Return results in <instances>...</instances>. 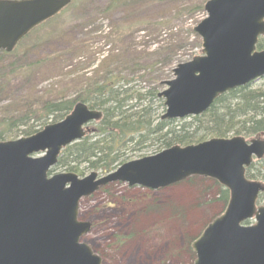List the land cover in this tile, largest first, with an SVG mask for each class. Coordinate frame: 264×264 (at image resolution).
<instances>
[{
  "label": "water",
  "instance_id": "95a60500",
  "mask_svg": "<svg viewBox=\"0 0 264 264\" xmlns=\"http://www.w3.org/2000/svg\"><path fill=\"white\" fill-rule=\"evenodd\" d=\"M70 0H0V50L10 52L31 29L64 9ZM207 17L193 31L200 55L173 69L164 99L163 120L199 115L227 91L264 76V0H207ZM101 113L83 103L60 122L29 137L0 142V264H102L80 242L90 228L77 219L78 203L106 183L159 189L192 176L227 189L223 213L192 242V264H264V205L255 201L264 185L245 178L252 157L261 159L264 138H211L174 145L122 164L98 178L70 172L47 176L60 151L80 140L84 126ZM43 153L41 157L33 155ZM254 220L249 226L241 223Z\"/></svg>",
  "mask_w": 264,
  "mask_h": 264
},
{
  "label": "rangeland",
  "instance_id": "374dc122",
  "mask_svg": "<svg viewBox=\"0 0 264 264\" xmlns=\"http://www.w3.org/2000/svg\"><path fill=\"white\" fill-rule=\"evenodd\" d=\"M112 1L77 0L74 6L71 1L58 15L35 30L27 43H34V34L38 32L45 40L51 39L50 51L56 50L55 53L60 55L71 54L76 49L81 52L62 72L55 70L51 76L39 79L33 92L28 91L27 83L20 77L0 80L6 86L7 95L0 100V106L11 101L9 109L20 110L21 96L33 99L36 92L39 93L37 96L45 95L50 85H53L54 92L62 90L64 93L70 89L68 80L76 84L77 77H90L95 67L93 64L105 57L109 49L113 52V60L120 54V48L124 53L130 49L131 52L126 54L130 62L138 59L141 66L152 61L158 67L162 64L159 71L168 80L172 79V70L177 64L199 53L200 40L192 29L205 13L187 11L194 6L193 2L202 6L206 0H120L121 4L116 3L105 11ZM163 24L165 27L161 26ZM158 27L160 35L156 38ZM79 38L84 39L85 49L77 44ZM171 39L173 45L169 43ZM160 45H165L162 51L157 50ZM38 47L32 51L33 56L40 55L43 47ZM163 59L171 60L166 63ZM260 79L254 81L251 89H262L264 93V79ZM162 89L160 87L158 91ZM67 94L73 95L72 90ZM94 123L89 127L93 129ZM94 131L89 130L87 134ZM136 148L126 154L125 162L158 152L154 144L145 143ZM90 171H84L79 177ZM62 172L67 171L58 167L50 174ZM96 172L103 175V172ZM226 200L220 198L219 187L213 180L199 177L156 190L106 183L79 201L78 219L90 225L81 242L100 257L102 264H192V242L211 220L223 212ZM258 203L264 204L263 198ZM251 223L245 221L244 224Z\"/></svg>",
  "mask_w": 264,
  "mask_h": 264
},
{
  "label": "trees",
  "instance_id": "16d2710c",
  "mask_svg": "<svg viewBox=\"0 0 264 264\" xmlns=\"http://www.w3.org/2000/svg\"><path fill=\"white\" fill-rule=\"evenodd\" d=\"M71 1L74 6L77 0ZM116 3L121 4V1H112L105 11ZM192 4L194 6L187 12L202 11L200 3L195 1ZM46 22L31 30L11 53L0 51V80L20 77L27 83L28 91L33 92L39 79L51 76L55 70L62 72L71 66L72 61L77 58L76 54L81 52L79 49L71 54L62 52V55L55 53L56 50L50 51L48 46L51 39L45 40L38 32L34 34V43L26 42ZM161 26L165 27V24ZM158 31L160 27L156 33ZM159 35L160 32L155 37ZM172 42L171 39L169 43ZM77 44L85 49L84 39L79 38ZM41 45L43 48L40 55L33 56L32 51ZM256 48L264 49V37L258 39ZM109 50L98 61L90 77H77L76 84L68 80L70 89L64 93L62 90L54 92L53 85H50L45 95L37 96L39 93L36 92L32 95L33 99L21 96L20 110H10L11 101L1 105L0 141L29 136L49 123L60 121L77 102L102 113L101 119L91 128V131H95L64 148L55 165V168L60 167L77 175H82L86 170L101 173L111 171L116 165L125 162L127 153L136 151L137 146L145 143L154 144L157 151H160L173 145L196 144L213 137H251L264 133V93L262 89H251L249 85L219 96L205 113L191 117L188 123L178 125L174 121L159 120L163 105L157 93L167 78L159 71L163 65L158 67L152 61L151 64L141 66L138 59H131L130 62L126 58L130 49L124 53L119 48L120 54L113 60V52ZM157 50L162 51L163 48L158 47ZM134 53L136 54L135 51ZM54 55L58 57L54 58ZM170 60L163 59L166 63ZM5 87L4 83H0V100L7 98ZM70 90L73 95L68 96L67 92ZM246 123L248 125L242 126ZM81 165L84 166L80 168ZM246 175L250 179L264 182V159L252 164ZM215 185L218 186L216 183ZM218 187L220 198L226 200L227 191Z\"/></svg>",
  "mask_w": 264,
  "mask_h": 264
}]
</instances>
